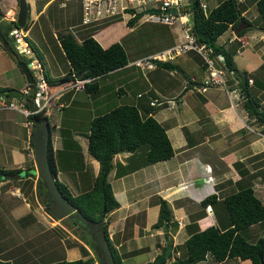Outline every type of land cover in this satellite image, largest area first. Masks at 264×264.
<instances>
[{
	"label": "crops",
	"instance_id": "0c3cea01",
	"mask_svg": "<svg viewBox=\"0 0 264 264\" xmlns=\"http://www.w3.org/2000/svg\"><path fill=\"white\" fill-rule=\"evenodd\" d=\"M0 1L4 3L3 6L18 5L17 0ZM202 1L206 3L208 13L222 0ZM237 2L242 8V14L248 17L247 11L254 6L256 0H237ZM27 3H29L28 14L33 16L31 18L30 15L32 21L28 20L31 24L29 23L25 30L27 41H32L43 54V61L41 59L38 61L44 73L47 72L50 78L57 80L68 72L70 65L58 44L56 33H53V36L56 39L55 49L59 58L53 54L55 57L53 63L48 61V56L41 46L28 37L31 27L37 24L35 29L39 39L43 41L46 39L43 24L50 20L47 10L52 1L27 0ZM14 14L16 15V11L13 10L11 20L15 19ZM43 16L46 19H41ZM1 18L4 19L2 15ZM122 25V31L108 44H103L99 40L98 42L103 47H107L114 40L118 41L119 37L128 35L135 29ZM168 27L172 35L169 45H173L182 39V32L176 23ZM228 28H231V33L227 40L222 44L216 43L232 56L237 69V74L234 70L226 73V88L207 85L203 90L198 89L204 80L205 64L203 67L201 56L193 50L169 59L172 66L167 67L166 63H163L165 60H156L155 68L145 70L132 64L135 58L129 57L126 53L128 61L125 65L96 77L98 89L95 93H89L85 89L70 88L52 100L45 111L47 115L52 113L54 116L52 124L49 117L48 121L53 155L58 168L56 178L65 183L72 194L88 187L90 178H93L99 170L98 160L88 153V127L81 129L80 125H77L69 130L64 126V122L68 119H71L68 122L77 120L74 114L76 108L79 107L80 112L84 104L95 102L94 109L105 112L119 104H134L144 114L149 111V114H152L165 128L174 149L171 157L147 164L143 163V154L138 152L131 154L129 151H123L115 153L112 157L113 166L107 179L119 206L109 211L104 220L107 221L110 243L122 257L124 264L151 263L157 254L163 252L165 255L163 264H179V259L185 255H183L186 250L184 243L192 233L209 225H217L220 230L228 226L230 218L221 200L232 191L251 186L255 195L264 203V137L263 134L259 136L250 130L258 127L259 122L253 116H249L244 106L245 95L240 84L244 79L241 77L242 73L252 80V83L248 81V86L256 81L252 71L260 70V66L264 63L263 59L258 58V55H264L263 44L259 43L262 37L264 38V31L258 25L248 28L242 34H238L232 25ZM253 33L255 40L252 39ZM11 42L16 48L13 38ZM24 44L25 42L20 43L19 46L22 47ZM241 54H245L251 66L241 64L239 58L243 56H238ZM193 60L196 63H193ZM191 63L202 68L201 78L195 73L185 74L183 67L185 68V64L192 65ZM190 76L194 79L190 80ZM169 78L174 79L171 85L167 81ZM25 84L23 70L0 41V85L14 87L16 89L14 94L17 95L18 89ZM133 86H136V90H133ZM80 90L86 91V95L81 94L83 91ZM92 100L96 101L92 102ZM18 113L16 110H0V134L7 132L12 138L7 142L6 138L0 136L1 149L6 148L10 150V155H13V163L9 164L10 166L21 161V158L23 162L25 161L26 156L21 150L24 147L28 148L27 146L32 147L31 136L37 125L35 124L37 122L33 123L29 134L24 117L22 119L21 113L19 115ZM253 122L255 125L252 124ZM78 126L81 130H77ZM17 140L22 141V145L16 143ZM129 161L135 164L138 162L135 169H126ZM18 165L17 167H20L22 164L18 163ZM20 175L18 173L14 179H28L21 178ZM7 181L9 180H0V225L4 223L7 228L13 229V222L23 225V222L28 219L29 222L33 216L25 220L21 219L25 215L24 212L22 213L23 209L29 210L31 205L23 196L24 202L15 194L21 185H8ZM211 193H216V202L202 205L201 200ZM12 196L19 199L15 201ZM161 199L168 202L173 224L165 223L154 227L153 224L159 218ZM12 202L15 204L11 205ZM45 215L48 217L46 212ZM5 233L8 232H0V259L7 260L9 264H33L34 260L30 257V251H33L37 254L33 256V259L37 258V262L42 261L40 263L44 264L51 261L49 256L51 250L47 249V245L38 250L27 249L26 245L32 243L37 235L31 234L30 238H25L22 231L19 232L22 237L20 243L21 246L25 244L26 249L23 253H12V251L9 253V248H14L19 243L9 245L8 238L13 235L5 237ZM242 234L249 242L264 237V220L250 224L242 230ZM44 236L41 237L44 240L42 242L47 240ZM22 241L26 242L22 244ZM93 264L99 263L95 261ZM195 264H252V261L249 258L239 257L216 260L208 252L204 259Z\"/></svg>",
	"mask_w": 264,
	"mask_h": 264
},
{
	"label": "trees",
	"instance_id": "16d2710c",
	"mask_svg": "<svg viewBox=\"0 0 264 264\" xmlns=\"http://www.w3.org/2000/svg\"><path fill=\"white\" fill-rule=\"evenodd\" d=\"M61 1V0H60ZM66 2V1H65ZM200 0H189L186 10L191 11L192 30L198 41H204L212 45L216 51L225 55L227 67L237 72L232 56L228 54L222 46L216 44L217 37L222 34L229 25L235 27L238 34H242L250 27L258 25L264 31V0H256L258 18L253 21L242 14V8L237 0H222L215 7L204 13L199 4ZM1 15V11H0ZM135 18H130L127 25L134 26ZM17 27L15 19H0V41L15 60L20 61V53L13 46L12 36L9 31ZM24 28H28L26 23ZM135 27V26H134ZM69 28V27H68ZM59 46L63 55L67 58L70 69L60 78L52 79L48 73L45 76L51 84L52 89L71 83L74 80L73 75L80 77H94L85 83V90L89 93H95L98 89V80L105 73L122 67L128 61L125 49L119 41L110 43L103 47L91 34L82 37L78 41L75 35L67 30H58L56 33ZM238 41V40H237ZM29 45L43 61V54L38 47L29 40ZM21 47V46H20ZM167 67L172 66L168 60H165ZM237 74V73H236ZM238 76H240L238 74ZM49 77V78H48ZM243 82H240L244 91V106L249 116H254L259 122H264V107L260 102L250 94L248 86V77L241 74ZM0 92L12 95L16 92L14 87L1 86ZM31 95L28 97L30 98ZM48 115L42 109L37 113L30 114L28 118L34 122L40 123ZM47 122L48 119H47ZM88 153L99 162L98 173L91 179L89 186L84 190L72 194L65 183L56 178V182L62 193L75 204L78 214L88 222L103 221L106 235L107 221L104 220L106 214L119 206V202L114 196L110 182L107 179L108 173L112 168V157L115 153L129 151L142 153L143 163H152L158 160L166 159L174 154V149L165 128L149 111L142 113L134 104H119L109 110L99 113L91 118L88 126ZM32 144V143H31ZM48 158L53 173L57 172V165L52 150V142L49 139ZM138 165L129 161L126 169H135ZM18 172L21 178H31L36 176L34 162H30L26 167L15 169L0 168V180L6 179L8 172ZM36 191L40 196L45 210L48 211V195L41 178L37 177ZM216 193H211L201 200V204L215 203ZM221 204L227 211L230 223L226 228L220 230L217 225H209L201 230H196L185 241V255L179 259V264H195L205 258L209 252L216 260H223L227 257H239L241 259L249 258L252 264H264V237H259L255 242H249L242 234V230L250 224L264 220V203L255 195L251 186L243 187L237 191L226 194ZM49 213V211H48ZM171 210L166 200L160 201V212L158 220L153 224L154 227L162 224L163 220L170 216ZM30 215H24L21 219L25 220ZM71 223L70 228L74 230L79 241L89 245L94 255L79 257L76 259L57 258L44 264H92L99 261L98 251L95 242L90 233L72 217L62 218ZM69 223V222H68ZM110 243V240H109ZM83 254H88L87 248L80 243ZM110 247L117 264H124L122 257L117 254L115 248L110 243ZM165 262L164 252L157 254L151 263L163 264ZM0 264H9L7 260L0 259ZM41 264V263H38Z\"/></svg>",
	"mask_w": 264,
	"mask_h": 264
},
{
	"label": "rangeland",
	"instance_id": "374dc122",
	"mask_svg": "<svg viewBox=\"0 0 264 264\" xmlns=\"http://www.w3.org/2000/svg\"><path fill=\"white\" fill-rule=\"evenodd\" d=\"M51 1H52L51 6L47 10V14L49 15L48 20L49 19L50 20L47 23L43 24L45 31H46V35H45L46 39L44 41L39 39L37 29H35L37 24H34L33 28L31 27V30L28 32V37L34 39L41 46V48L44 50L45 54L48 56V61H51V63L54 62V59H55L54 55L57 54L56 49H55V48H57V46H56L57 44H56V39L53 36L54 35L53 33H57L58 30L63 31V29L64 30L67 29L69 31L76 32L75 37L77 38L78 41H81L83 36L85 37V35L91 34L97 41L99 40L103 44H108L111 40H113V38H115L118 35L119 32L122 31V26H123L122 24H124L125 27H129V25L124 23V20L122 22H120V21H118V23L112 22L109 25H103L101 27H97L95 30L93 28H89V25H85L83 27L75 26V24H77L79 22L80 14H81V10H80V6H79L78 2H76L74 0H69V1L65 2V6H60L59 4L62 0L61 1L60 0H51ZM184 1L186 3H188L189 0H184ZM0 3H1L0 11H1V15L4 19L9 20L11 18V16L13 15V10L16 11V15H17L18 5L16 7H15V5H14V7H10L11 5H9V4L3 6L2 4H4V3H2V1H0ZM28 5H29V3H28ZM16 15H15V18H16ZM30 15L31 14H28L27 19H26V23H28V24L32 21L31 18H33L32 15L30 18ZM247 16L249 18H251L253 21H255L258 18V10L256 7V2H254V6H252L247 11ZM124 18H126V17H124ZM29 19H30V22L28 21ZM41 19H46V18L43 16V17H41ZM168 25L169 24L159 23V22H155V21H140L139 20L134 25L135 29L130 31V33H128V35L119 37L118 41H119V43H121L123 45L125 52L128 54L129 57H132V58L143 57V55L146 56L145 54L148 55L149 53H152V52L161 51L162 49H164L165 46H167L171 43L172 35L170 33L171 29L168 27ZM22 30L24 31L23 33H25L26 28L22 27ZM259 32L262 34L261 31H259ZM230 33H231V28H228L216 39V43H218V44L224 43V41H226L227 38L230 36ZM254 36H255V33H253V36H252V39L255 40ZM22 37H23L22 43H24V35L23 34H22ZM25 38H26V35H25ZM26 40H27V38H26ZM249 41H250V39H249ZM18 42L20 43V41H17L16 43H18ZM19 43H18V45H19ZM245 43H247V40L245 41ZM259 43L263 44L262 49L264 51V38L263 37ZM5 50L8 51L6 48H5ZM29 50H32L30 45H29ZM59 51H61L60 48H59ZM197 54L200 56L199 53H197ZM32 56H34V55L33 54H27L26 57L31 58ZM238 56L239 57L243 56V58H239V61H241V64H246L248 66H251L248 59L245 57V54H241ZM56 57L59 58V55L58 56L56 55ZM200 58L202 60V64L204 67V64H205L204 60L202 57H200ZM254 58L256 59V56ZM258 58L260 60L263 59V61H264V55H262V56L258 55ZM193 63H196V61L193 60ZM183 69H184L185 74L195 73L198 78H201V75H202V70H201L202 68L201 67H198L197 65H193V64L192 65L185 64V68L183 67ZM203 71H204L203 76H205V68L203 69ZM252 72H254L253 76H255L256 81L253 84H249V92L251 95L256 97V99L260 102V106H262V108H263L264 107V63H263V65L260 66V70L252 71ZM186 76H188V75H186ZM250 76H252V74ZM167 81H168V84L171 85L174 82V79L169 78ZM250 83H252V82H250ZM200 89L203 90L202 88H200ZM133 90H136V86H133ZM80 91H83V92H81V94L86 95V91L85 92H84V90H80ZM94 101H96V100H92V102H94ZM78 108H76V110L74 111V114L76 115L77 120L76 121L72 120L71 122H68L69 120H71V119H68L67 122H64V124H65L64 126L69 128V130L72 127L75 128V126H77V125H80L81 129L87 128L89 126V122H90L91 118L95 115H98L99 113H102L99 109H96L99 111H96L94 109L95 108V102L90 103L89 105L84 104L83 108L82 107L80 108V112H79ZM17 113H18V111H17ZM19 114L20 113H18V115ZM20 115L23 119L24 116L22 114H20ZM48 117H49V120L51 121V124H52L54 116L52 115V113L51 114L49 113ZM15 119L17 120V122H20L19 119H17V118H15ZM24 119H25V117H24ZM254 119H256V117H254ZM259 123H261V122H259ZM252 124L255 125V122H253ZM256 124H257V122H256ZM248 128H250V127H248ZM81 129H79V126H78L77 130H81ZM69 130H68V132L70 133ZM250 130L256 132L259 136L261 134H264V126H261L259 124H258V127L250 128ZM71 133H72V131H71ZM8 134L9 133L4 132V133H1L0 136H2V138H6L5 141L8 142V140L12 139L9 137ZM16 143H18L19 145H22L21 144L22 141H20V140H17ZM1 147L2 146L0 145V168H2L4 170L5 169H15L17 166H19L18 163L22 164V165H20V167H26L27 165L30 164V162H32V160L34 162V155H33L32 150H30L31 149V146H30L28 148L24 147V149L21 150L23 155L26 156L25 161L23 162V158H21L20 159L21 161L15 162L16 164L10 166L9 164L13 163V155H10V150H8L6 148L1 149ZM25 152L27 153V155ZM28 152L30 153V155ZM19 156L20 155H18V157ZM7 161H9V162H7ZM6 166H10V167L8 168ZM14 166H16V167H14ZM90 170L91 169L89 168V171ZM17 174H18L17 171L16 172L14 171L12 173L8 172L7 174H5L6 179L9 180V181H7V184L8 185L14 184L17 186L21 185V188L16 190L15 194L19 195L20 200L22 202H24L22 200V196H23L24 200H26L31 205L29 210H28V208L26 210L23 209L22 213L24 212L25 215H30L29 217H31V215H32L33 217L30 218L29 222H27L29 219L26 222H23V225H18L17 223L15 224L13 222L12 223L13 229L7 228L6 225H4V223H2L0 225V232H2V231L8 232L7 234L5 233L6 234L5 237L13 235V236H10V238H8L9 245L19 243V245L14 246V248H9V246H8L9 253L11 251H12V253H15V252H20V253L22 252L23 253L24 249H26V246H27V249H33L34 250V248H36L38 250V249H42L43 247H45L47 245V249L51 250V253L49 254L51 261L55 260L59 257L66 258L69 260V259H76L79 257H87L91 254L94 255V253L91 250L89 245H86L83 241H79L80 238H78V236L76 235V233L74 231V230H76L79 232V230H77L76 228H74V229L70 228V226H69V224L71 223L70 221L67 220V222L66 221L64 222V220H62V219H55L53 217V215H51V217L49 215H48V217H47V215H45V212L48 213V211L45 210V206L41 200L42 197L40 198V196L37 194V191H36L37 175L34 177H31V178H28L26 180H24V179L16 180L14 178L16 177ZM90 179H92V178H90ZM11 193H13L12 190H11ZM76 193H73V194H76ZM12 197L15 201H17L19 199V198L18 199L15 198V196H12ZM14 204L15 203H13V202L11 203V205H14ZM167 204H168V202H167ZM48 214H50V213H48ZM172 221H173V218H171V215H170L163 220L162 224L164 225L165 223H171ZM171 224H173V223H171ZM21 231L23 232L22 235L25 236V238H30L31 234L37 235L36 236L37 238H34L33 241L31 239L30 241H32V243L30 242L26 246L24 244L26 241H24V243L22 241V244H24V246L23 245L21 246L20 241L22 240V237L20 236L21 233H19ZM43 236L45 237V239H47L45 242H42V241H44L41 238ZM6 239L7 238H4V240H6ZM80 243H83V245L87 248L88 254H83ZM20 248H23V249H20ZM30 252H31L30 257H32L31 259L34 260L33 264H35L37 262V258L33 259L34 258L33 256H36L37 254L33 251H30ZM184 254H185V252L183 253V255ZM22 255H24V254H22ZM142 256L145 257V255H142ZM138 258H139V256H138ZM40 262H42V261H38L36 264H38ZM97 262L99 263V261H97Z\"/></svg>",
	"mask_w": 264,
	"mask_h": 264
},
{
	"label": "built area",
	"instance_id": "2783aa9c",
	"mask_svg": "<svg viewBox=\"0 0 264 264\" xmlns=\"http://www.w3.org/2000/svg\"><path fill=\"white\" fill-rule=\"evenodd\" d=\"M65 1L60 2V6H65ZM78 2L81 10L80 20L75 26L89 25L94 30L103 25H109L115 21H123L127 24L130 18L137 21H155L169 25L178 24L182 32V39L173 45L162 49L161 51L148 54L143 57L135 58L132 61L136 67L141 70L152 69L156 67V60H169L189 50L200 54L205 63V76L202 84L198 87L204 89L207 85H218L227 87L226 73H231L226 64L225 55L216 51L212 45L204 41H198L192 30L191 11L186 10L184 0H74ZM200 6L204 13H207L206 3L200 0ZM175 8V11L171 9ZM126 17V18H124ZM134 28V26H129ZM88 28V29H89ZM21 27L15 26L9 31V35L16 41H19L24 35L25 44L21 47L26 54H33L31 60L34 70V92H29V87L25 84L18 89V94L7 95L0 92V110H16L25 117V124L28 133L32 131L34 121L28 118L30 114L37 113L40 110L47 111L51 101L61 96L70 88L85 89V83L92 77H80L73 75L74 80L58 88L52 89L48 82L39 58L33 50H29V43L25 39V33ZM74 35L76 32L71 31ZM219 63V64H218ZM194 79L193 76L189 77ZM249 82L252 80L249 78ZM235 91V89H234ZM29 95L30 98L28 97ZM264 126V122L259 123ZM264 137V134L262 135ZM30 147V146H27ZM32 152L33 148L31 147ZM30 155V153H29ZM208 178V177H207ZM209 178H211L209 176Z\"/></svg>",
	"mask_w": 264,
	"mask_h": 264
},
{
	"label": "water",
	"instance_id": "95a60500",
	"mask_svg": "<svg viewBox=\"0 0 264 264\" xmlns=\"http://www.w3.org/2000/svg\"><path fill=\"white\" fill-rule=\"evenodd\" d=\"M18 10L15 21L17 26L23 27L26 23L28 16V3L27 0H17ZM175 11V8L171 9ZM16 48L19 53L24 55L23 49L16 43ZM20 67L24 72L29 92H34V77L30 69V63L20 62ZM47 117H44L40 123L37 124L31 136L33 155H34V168L36 175L42 179L48 195L47 207L48 211L56 219L64 217H72L76 219L78 225L85 228L91 235L95 242L98 251V258L100 264H117L115 262L109 238L106 235L103 221L88 222L85 218L80 216L77 207L71 202L61 191L57 182L56 174L53 173L49 158L48 147L50 139L49 122ZM169 251V247H167Z\"/></svg>",
	"mask_w": 264,
	"mask_h": 264
},
{
	"label": "flooded vegetation",
	"instance_id": "af4514ba",
	"mask_svg": "<svg viewBox=\"0 0 264 264\" xmlns=\"http://www.w3.org/2000/svg\"><path fill=\"white\" fill-rule=\"evenodd\" d=\"M14 42L16 43L17 41L14 39ZM17 49V48H16ZM33 50V49H32ZM23 53H24V55L22 56V54L20 55V58H19V60L20 61H17V60H15L16 62H17V65L20 67V62L21 61H24L26 64L27 63H30V69H31V71H32V75H33V77H34V70L32 69V65H31V60L33 59V57H31V58H28V57H26L27 56V54L23 51ZM21 68V67H20ZM24 73V72H23ZM34 81H35V77H34ZM26 84H27V82H26ZM37 124H38V122H37Z\"/></svg>",
	"mask_w": 264,
	"mask_h": 264
},
{
	"label": "bare ground",
	"instance_id": "6f19581e",
	"mask_svg": "<svg viewBox=\"0 0 264 264\" xmlns=\"http://www.w3.org/2000/svg\"><path fill=\"white\" fill-rule=\"evenodd\" d=\"M19 41H20V43H22V42H23V39L21 38ZM18 43H19V42H18ZM20 43H19V44H20Z\"/></svg>",
	"mask_w": 264,
	"mask_h": 264
},
{
	"label": "clouds",
	"instance_id": "9594fccd",
	"mask_svg": "<svg viewBox=\"0 0 264 264\" xmlns=\"http://www.w3.org/2000/svg\"><path fill=\"white\" fill-rule=\"evenodd\" d=\"M22 28V27H21ZM45 111V110H44ZM38 177V176H37ZM48 214V213H47ZM51 217V214H48ZM55 218V217H54ZM56 219V218H55ZM109 238V237H108Z\"/></svg>",
	"mask_w": 264,
	"mask_h": 264
}]
</instances>
